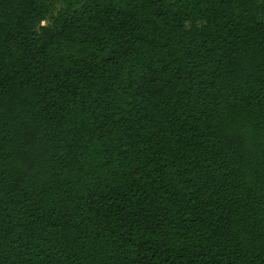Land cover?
Wrapping results in <instances>:
<instances>
[{
	"label": "trees",
	"instance_id": "1",
	"mask_svg": "<svg viewBox=\"0 0 264 264\" xmlns=\"http://www.w3.org/2000/svg\"><path fill=\"white\" fill-rule=\"evenodd\" d=\"M0 264H264V0H0Z\"/></svg>",
	"mask_w": 264,
	"mask_h": 264
}]
</instances>
